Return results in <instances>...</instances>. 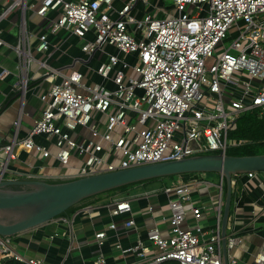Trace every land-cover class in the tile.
<instances>
[{"label": "built area", "instance_id": "obj_1", "mask_svg": "<svg viewBox=\"0 0 264 264\" xmlns=\"http://www.w3.org/2000/svg\"><path fill=\"white\" fill-rule=\"evenodd\" d=\"M121 1V0H120ZM159 1V0H158ZM174 3L176 16L162 7L150 10V0H17L14 6L23 10L19 21V39L14 47L19 56V91L26 93L32 34L27 29L26 11L41 18L57 13L50 20L49 33L65 31L86 41L82 51L88 55L110 46L117 54L96 70L113 88L95 83L86 85L78 71L62 74L45 67L43 77L56 81L41 96L44 110L23 139L0 145V179L10 172V163L18 151L34 152L44 159L54 156L64 167L73 157L83 164L69 175L56 179H78L133 167L180 160L197 155L224 154L249 143L231 138L237 120L257 111L264 119V0H163ZM163 13L164 17H158ZM141 15V16H140ZM242 22L244 27H238ZM239 36L217 53L220 46ZM244 28V29H243ZM49 35L39 37L37 49H50ZM0 39V46L3 45ZM136 62L131 63L130 59ZM78 131L90 134L75 137ZM36 137L54 138L57 151L51 153L35 142ZM254 172L247 174L253 178ZM29 178L40 179L39 175ZM164 192L176 194L170 202L169 229L164 234L152 225L147 239L157 253L149 254L143 242L120 248L123 255L133 254L132 264H224L222 186L216 207L218 227L205 230L184 229L187 215L199 220L203 209L191 199L188 182L180 181ZM190 205V208L187 207ZM131 210L128 201L117 203L111 214L118 216ZM67 221V218H62ZM125 226H135L134 220ZM116 224L111 225L115 229ZM103 245L106 233L96 234ZM228 251L236 248L240 238L227 234ZM228 256V264H239ZM22 264H45L38 258L20 254L12 237L0 235V264L4 260ZM93 264H106L104 256ZM250 264H264V244Z\"/></svg>", "mask_w": 264, "mask_h": 264}, {"label": "crops", "instance_id": "obj_2", "mask_svg": "<svg viewBox=\"0 0 264 264\" xmlns=\"http://www.w3.org/2000/svg\"><path fill=\"white\" fill-rule=\"evenodd\" d=\"M17 0H0V39L4 42L0 46V145L14 139L28 136L34 122L44 110L41 96L50 91L56 82L45 79L42 75L45 67L41 63L59 70L62 74L78 71L83 75L86 85L104 84L113 88L110 81H104L93 70L91 64L104 63L108 54H117V50L107 46L104 50L88 55L82 50L83 59L73 57L69 53V40L72 35L65 31L50 34L48 24L57 17V13H50L48 18H41L32 11H26L27 29L33 35L31 38L30 54L33 57L29 82L26 93L19 91L20 71L19 56L14 50L19 39V21L23 10L14 6ZM122 0H117L116 5ZM118 7V6H117ZM141 16V15H140ZM49 35L50 49L39 52L37 46L39 37ZM90 36V35H89ZM88 36V37H89ZM77 39V38H75ZM82 41L85 45L86 41ZM83 47V46H82ZM131 63L136 59L131 58ZM93 73H90L89 70ZM89 136L88 131H78L75 137ZM35 142L46 147L51 153L57 151L55 139L36 137ZM83 164V158L73 157L68 166L64 167L54 156L44 159L34 152L18 151V158L10 163L9 180H19L22 177L39 175L41 180H62L54 176L69 175ZM253 178L247 174H238L233 178V194L231 212L227 227V234L235 233L240 238L239 245L231 251L229 256L236 258L239 264H250L264 244V176L254 172ZM264 174V173H263ZM188 182L191 188V199L197 207L203 209V214L196 220L191 212L188 213L184 229L195 230L197 225L205 230H216L218 219L216 207L219 205L222 186V226L225 198L223 195L224 178L220 174L195 173L180 175L176 179L137 184L128 189L105 194L96 203L81 208L69 217H59L46 224L22 232L12 241L16 250L29 258H38L45 264H93L100 255L106 259V264H132L138 261L133 254L123 255L121 248L134 246L138 241L144 243L149 254L157 253V249L147 239L148 229L156 224L167 233L169 217L171 215L170 202L177 198L176 194L167 195L165 187L178 182ZM195 200V201H194ZM128 201L131 210L118 216L111 214L117 203ZM190 208V205H187ZM208 208L215 213L207 215ZM62 218H67L65 222ZM135 221V226L128 228L125 222ZM116 224L115 229L111 225ZM105 232L103 245H98L96 234Z\"/></svg>", "mask_w": 264, "mask_h": 264}, {"label": "water", "instance_id": "obj_3", "mask_svg": "<svg viewBox=\"0 0 264 264\" xmlns=\"http://www.w3.org/2000/svg\"><path fill=\"white\" fill-rule=\"evenodd\" d=\"M249 172L264 173V155H197L61 183L0 179V235L14 237L60 217L83 200L128 185L185 174L216 173L226 180L221 235L223 260L224 264H228L226 237L233 201V178L235 175ZM12 186L21 188L14 190L10 188Z\"/></svg>", "mask_w": 264, "mask_h": 264}, {"label": "trees", "instance_id": "obj_4", "mask_svg": "<svg viewBox=\"0 0 264 264\" xmlns=\"http://www.w3.org/2000/svg\"><path fill=\"white\" fill-rule=\"evenodd\" d=\"M229 136L231 138H235L238 140L248 141L249 143H247L244 146L228 150L227 155L235 156V157L264 155V119L259 117V113L257 111L248 112L242 115L236 122L235 130L232 131L229 134ZM213 174H216V173H213ZM177 177L179 176H171V177H166V178L153 179V180H148V181H143V182L135 183L132 185H128V186H125L119 189L111 190L109 192L83 200L80 204L70 208L66 213H64L60 217H69L73 215L75 212H77L81 208L86 207L90 204L96 203V200L105 194H110V193H114L117 191L125 190L137 184L164 181L165 179H176ZM4 179L5 180L8 179V174H5ZM19 180H41V179L22 177ZM45 181L50 182V183L66 182L62 180L60 181V180H52V179L45 180ZM223 182H224L223 195L224 197H226V180L224 179ZM10 188L14 190H19L21 187L12 186ZM233 199H234V194H233ZM3 264H22V263L9 259V260H4Z\"/></svg>", "mask_w": 264, "mask_h": 264}, {"label": "rangeland", "instance_id": "obj_5", "mask_svg": "<svg viewBox=\"0 0 264 264\" xmlns=\"http://www.w3.org/2000/svg\"><path fill=\"white\" fill-rule=\"evenodd\" d=\"M123 5V3H119L117 4V6L120 8L121 6ZM154 6H158V7H162L164 10H166L168 13H169V16H176L178 13L176 12L175 10V7H174V3H172L171 1H163V0H150L149 4L146 6L148 10H150L152 7ZM158 17L162 18L164 17L163 13H159L158 14ZM49 25L48 24V28H49ZM238 27H244L243 26V23L240 22L238 24ZM244 29V28H243ZM233 33V36H231L230 38H228L226 41H225V44L224 46H220L217 50V53L218 54H221L222 51H224V48H228L230 46V44L239 36V30H237V27L236 29H234L232 31ZM77 37H74L72 36V38H70L69 40V45L70 46V50H69V53L72 54L73 57H78V56H81L79 57L80 59H83V54L80 52L82 50V46H83V42L82 41H79L77 39H75ZM93 37L92 36H89L87 40H92ZM80 50V51H79ZM85 60V59H83ZM91 66H94L93 67V70H96L100 65L99 63H95V64H91ZM90 73H93V71L90 69L89 70ZM261 176L264 174L263 173H260ZM214 175V174H213ZM5 180V179H4ZM6 180H9V179H6ZM164 181L168 182L169 179H165ZM195 201V200H194ZM215 213V211L213 212L211 208H208L207 210V215H213Z\"/></svg>", "mask_w": 264, "mask_h": 264}]
</instances>
